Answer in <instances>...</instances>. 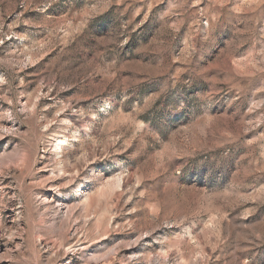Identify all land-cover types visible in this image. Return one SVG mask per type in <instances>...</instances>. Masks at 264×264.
Returning <instances> with one entry per match:
<instances>
[{"label": "rangeland", "instance_id": "374dc122", "mask_svg": "<svg viewBox=\"0 0 264 264\" xmlns=\"http://www.w3.org/2000/svg\"><path fill=\"white\" fill-rule=\"evenodd\" d=\"M0 264H264V0H0Z\"/></svg>", "mask_w": 264, "mask_h": 264}]
</instances>
